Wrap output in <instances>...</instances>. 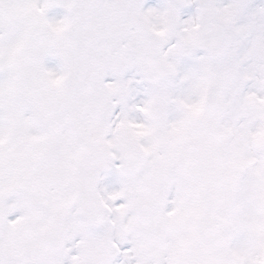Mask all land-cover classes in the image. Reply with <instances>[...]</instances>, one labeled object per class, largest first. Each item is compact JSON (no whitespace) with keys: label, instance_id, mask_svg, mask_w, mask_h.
<instances>
[{"label":"snow or ice","instance_id":"6c2138e0","mask_svg":"<svg viewBox=\"0 0 264 264\" xmlns=\"http://www.w3.org/2000/svg\"><path fill=\"white\" fill-rule=\"evenodd\" d=\"M0 264H264V0H0Z\"/></svg>","mask_w":264,"mask_h":264}]
</instances>
